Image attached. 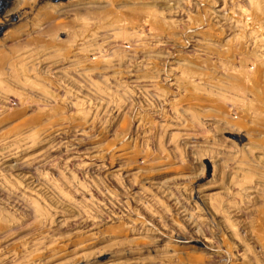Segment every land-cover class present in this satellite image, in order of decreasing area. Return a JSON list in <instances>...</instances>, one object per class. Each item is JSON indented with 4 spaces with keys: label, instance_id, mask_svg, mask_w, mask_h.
<instances>
[{
    "label": "rangeland",
    "instance_id": "rangeland-1",
    "mask_svg": "<svg viewBox=\"0 0 264 264\" xmlns=\"http://www.w3.org/2000/svg\"><path fill=\"white\" fill-rule=\"evenodd\" d=\"M0 264H264V0H0Z\"/></svg>",
    "mask_w": 264,
    "mask_h": 264
}]
</instances>
